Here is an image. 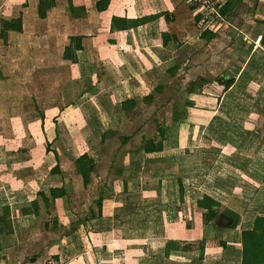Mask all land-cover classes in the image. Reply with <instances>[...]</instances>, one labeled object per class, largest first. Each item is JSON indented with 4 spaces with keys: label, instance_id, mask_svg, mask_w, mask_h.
Here are the masks:
<instances>
[{
    "label": "crops",
    "instance_id": "0c3cea01",
    "mask_svg": "<svg viewBox=\"0 0 264 264\" xmlns=\"http://www.w3.org/2000/svg\"><path fill=\"white\" fill-rule=\"evenodd\" d=\"M98 1L84 0V14L73 16L66 0H55L41 19L38 0H1L0 9L17 7L1 18L21 16L22 34L27 21L43 22L48 35H58L61 19L70 27L60 55L72 65L73 78L57 101L62 110L53 115L41 112L40 144L19 150L10 142L7 147L0 144L12 158L0 161V217L5 219L0 220V264H114L116 251L119 260L147 258L149 264H240L241 232L251 229L257 216H264V175L254 166L256 153L264 152V125L253 123L252 130L244 126L235 139L231 109L264 104V0H243L228 18L237 30L228 26L209 30L216 33L211 40L200 37L206 29L187 0H110L103 11L97 10ZM157 14L176 38L167 46L155 43L157 20L128 30L111 29L113 17L139 20ZM15 34L10 32L7 42L0 39L8 43ZM71 36L82 37L76 62L62 57ZM176 65L177 72L168 74ZM185 67L187 73L201 72L189 76V82L204 81L194 93L203 92L217 77L233 82L220 97L203 93L200 99L191 98L182 120L161 125L162 151L147 154L141 138L150 133L148 120L155 123L159 115L155 109L139 107L125 114L120 104L128 99L142 104L158 85L177 88L183 81L179 77L188 78L183 75ZM206 72L213 76L207 78ZM160 93L154 94L152 104ZM84 104H91V114L82 110ZM245 113L243 119L252 118ZM256 114L252 119L264 122V115ZM52 119L57 136L53 142L47 138ZM129 134L132 138L121 146L118 137ZM152 135L155 142L161 140L157 132ZM83 154L95 162L86 186L75 164ZM57 161L60 173H50ZM240 182H245L244 190L236 186ZM50 188H62L65 195L52 199ZM38 192L48 197L47 205ZM249 193L252 199L247 203L243 198ZM203 195L220 204L210 221L197 205ZM100 197L101 216L90 215ZM34 200L39 201L38 216L31 212ZM253 201H258L255 208ZM3 207L9 212L3 213ZM228 209L240 215L238 228L230 227ZM8 226L12 232H7ZM192 238H198L196 244Z\"/></svg>",
    "mask_w": 264,
    "mask_h": 264
},
{
    "label": "rangeland",
    "instance_id": "374dc122",
    "mask_svg": "<svg viewBox=\"0 0 264 264\" xmlns=\"http://www.w3.org/2000/svg\"><path fill=\"white\" fill-rule=\"evenodd\" d=\"M14 7L15 6L13 5L8 7L7 5L3 6L0 9V18L3 17L1 15L5 14L4 16L8 17L10 13L16 12L17 7ZM61 16L63 17V14H61ZM61 22L62 24L60 25L56 24L59 27L57 36L56 33L49 35L46 34L45 30L47 27H45L43 22V25H41L33 21H27L26 34H15L13 36L14 38L11 37L8 43H4L0 39V144H3L4 147L9 146V142L13 143V145H19L16 146L18 150L24 147V145L30 143L32 146L40 144L42 142V135H40L41 112L50 111V115H53L55 112L63 108V104L57 101L61 98L64 92L68 90L64 88V86L67 84V80L73 78V69L69 62H64L61 59L60 52L63 49L66 36L64 33L71 32L70 27H67V24L63 23L62 19ZM207 68H209V65ZM208 70L209 69L206 71ZM184 73L186 74L183 75H186L188 78L184 81V78L179 77L178 80L183 81L179 83L178 87L164 89L163 91L165 92L162 93V91L160 93V97H157L155 104H139V108L143 111H151L155 109V113L159 115L158 122L160 126L164 123L170 122L169 116H171L174 102H180L182 105L185 101H188L186 102L188 105H185L187 111L191 98L200 99V95L202 96L203 93L217 96L214 92L206 91L207 87L210 85L206 86L203 90L201 89L203 92L194 93L193 91L187 93L186 91L190 83L189 81L201 72L191 71L187 73L185 67ZM190 75L191 79L189 77ZM205 75H207V72ZM212 76L213 74L210 73L207 75V78H211ZM167 83H169V81ZM169 84H171V82ZM175 90L177 91L175 92ZM155 95L159 94L155 93ZM82 106L83 111L91 114L89 113L92 109L91 104H84ZM231 111L235 113L233 115L234 125L236 123L239 126L235 125L237 128L234 130L235 139L239 138L237 133H242V127L244 126H247L245 129L252 130L253 128L251 127L256 123H258V125L260 123L264 125L263 120H258L257 118L255 120L252 119L254 118V115L252 114L256 112V117L261 115L263 117L264 104H262V102L248 106H246V103L238 104L237 106L234 105V109H231ZM245 112H249V116H252V118L245 117V119H243L241 114H244V116L248 115ZM130 121L133 123V119ZM122 122L124 121L122 120ZM54 123H56V121L54 122L52 119L49 120L47 125V131L50 134L47 138L48 141L50 140L52 142L57 139V136L54 137L52 133ZM253 123L254 125H252ZM129 124L130 122L128 121L125 123V125ZM148 124L151 127L149 130L150 135H152L156 132V125L153 122V119L148 120ZM29 133H31L30 136L28 135ZM64 137L65 136H61L60 141L62 143ZM60 144V142H57L54 145L58 147ZM46 148L49 147L46 146ZM235 154L243 153L235 152ZM10 156V154L4 153V150L0 148L1 162H6L9 159L11 160L12 158ZM254 162L256 164L254 166L257 167L256 171L258 170L257 173L259 172L261 175H264V169H262L264 167L263 151L256 153V160H254ZM240 183L241 184H237L236 186L239 189H243L242 186L245 182ZM229 186L235 188L233 185ZM240 192L241 195H245L243 191ZM244 197L245 199L243 198V201L246 200L247 203H249L248 199L251 198L250 193ZM253 205L255 208L258 205V201H253ZM197 240L198 238H192V244H196Z\"/></svg>",
    "mask_w": 264,
    "mask_h": 264
},
{
    "label": "trees",
    "instance_id": "16d2710c",
    "mask_svg": "<svg viewBox=\"0 0 264 264\" xmlns=\"http://www.w3.org/2000/svg\"><path fill=\"white\" fill-rule=\"evenodd\" d=\"M110 0H100L96 3V8L98 11H103L107 8ZM243 0H226L221 6V13L227 17L233 15L235 8L242 2ZM67 2V11L73 16H82L85 12L84 0H66ZM55 4V0H38L37 5V14L39 18L43 19L46 17L47 11L52 8ZM158 21L157 34L158 38L155 39V43L160 44L162 46H167L169 42H174L176 40L175 36L170 35V33L166 29L165 18L162 17L161 14L151 15L148 17H142L141 19H126L120 17H113L111 21V29L116 30H128L133 27L139 26L145 21ZM166 20H169L166 17ZM10 32H16L17 34L22 33V18L18 16L17 18H0V38L7 42L8 36ZM216 36V33L211 32L209 30H203L201 33V38L206 40H211ZM157 37V36H156ZM81 36H71L69 38L68 45L65 46L62 57L66 60H70L72 62H76V51L82 49ZM261 42H264V34L262 35ZM178 70V66H173L168 70V74L174 75ZM232 79L225 80L223 77H217L214 79L213 83L209 84L206 91L214 92L217 96H222L224 92L228 90L230 85L232 84ZM204 81L201 78H198L195 81L189 83L187 87V93L193 92L197 87L202 86ZM164 85H158L155 87V93H160L164 90ZM155 93H150L146 95L142 102L144 104H152L155 100ZM185 101L182 105L180 102H174L171 111V122H178L182 120L186 116V104ZM139 101L136 99H128L123 101L120 104L121 110L126 114L130 111H134L139 107ZM186 105V106H185ZM156 132L160 137V141L155 142L154 135H150V133L145 134L141 138V148L147 154L161 152L163 149V140L165 138V129L164 127L159 125V122L155 120ZM113 135H116V131H110ZM121 146H124L128 143V141L132 138V135H123L118 137ZM57 159V158H56ZM75 164L77 170L82 178L84 186H86L90 182V175L94 170L95 162L92 158H90L87 154H83L79 156L75 160ZM50 173H60V169L58 166V161L54 167L50 170ZM179 184V191L183 193V184L180 178H177ZM49 194L52 199L57 197H62L65 195V191L62 188H50ZM38 196L41 201L47 205L49 200L48 197L43 192H38ZM103 205V198L95 200L90 208V215L93 216H101V210ZM197 205L206 210L205 220L210 221L216 217V212L214 208L220 206V204L214 199L208 197L207 195H203L201 198L197 200ZM39 201L34 200L32 203V213L36 216L39 215ZM9 208L3 207V213H8ZM226 214L230 216L233 221L230 225L232 228H238L240 225V215L235 213L232 210H227ZM4 215V214H3ZM5 223L4 216L0 217ZM7 226L6 224L3 227ZM12 228L8 226L7 232H12ZM1 232H4L1 229ZM241 245H242V253H241V263L240 264H264V216H257L254 219L253 226L251 229L243 230L241 232ZM119 253L115 252V262L114 264H149L150 260L147 258H130V259H118Z\"/></svg>",
    "mask_w": 264,
    "mask_h": 264
},
{
    "label": "built area",
    "instance_id": "2783aa9c",
    "mask_svg": "<svg viewBox=\"0 0 264 264\" xmlns=\"http://www.w3.org/2000/svg\"><path fill=\"white\" fill-rule=\"evenodd\" d=\"M187 3L200 14V23L204 29L215 30L220 26H229L236 30L228 17L221 13V0H187Z\"/></svg>",
    "mask_w": 264,
    "mask_h": 264
}]
</instances>
